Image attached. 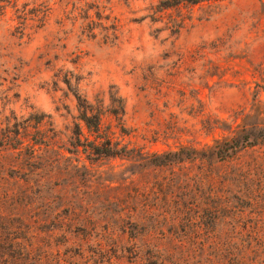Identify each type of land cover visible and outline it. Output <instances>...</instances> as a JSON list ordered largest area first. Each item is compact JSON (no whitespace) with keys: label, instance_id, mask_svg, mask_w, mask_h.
<instances>
[{"label":"rangeland","instance_id":"1","mask_svg":"<svg viewBox=\"0 0 264 264\" xmlns=\"http://www.w3.org/2000/svg\"><path fill=\"white\" fill-rule=\"evenodd\" d=\"M165 2L0 0V264H264V0Z\"/></svg>","mask_w":264,"mask_h":264},{"label":"trees","instance_id":"2","mask_svg":"<svg viewBox=\"0 0 264 264\" xmlns=\"http://www.w3.org/2000/svg\"><path fill=\"white\" fill-rule=\"evenodd\" d=\"M203 1H211V0H167L166 5L167 7H171L174 5H177L179 3H199V2H203ZM76 100L78 102L79 105V114H78V121L80 123L76 124V127L79 128V132L77 133L78 135H81L82 133H84V129L87 130L89 133H94V134H99L101 129H102V124H101V118H102V112L100 110H95V108H93V106L84 98H81V96H76ZM106 112H108L109 116L114 117L118 122V124L121 126L122 129V121H123V117L126 114L125 113V105L123 103V100L120 96L118 97H110V107L108 110H106ZM249 128H251V130L253 131H259V137L255 138V135L252 134V137H254L253 139L255 140H251L248 142V146H256L257 145V140H261L264 142V128L258 130V126H255L254 124H248ZM248 128V129H249ZM243 129H245V131L247 132L246 128L244 127ZM246 139V138H245ZM109 145L110 144H106ZM227 150L229 151H236L238 148V144L235 142V140L231 139L228 143H227ZM93 155H101V156H113L117 154V151L112 150V149H108L107 151H102L100 149V144H94L93 145ZM92 149V148H91ZM227 156V155H225ZM221 158L223 159V155L221 156Z\"/></svg>","mask_w":264,"mask_h":264}]
</instances>
